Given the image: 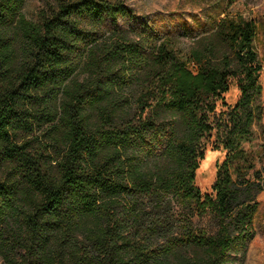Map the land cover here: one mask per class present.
Segmentation results:
<instances>
[{
  "label": "trees",
  "instance_id": "obj_1",
  "mask_svg": "<svg viewBox=\"0 0 264 264\" xmlns=\"http://www.w3.org/2000/svg\"><path fill=\"white\" fill-rule=\"evenodd\" d=\"M234 1L175 33L124 0H47L37 20L0 0V264H242L262 86ZM208 140L224 155L203 192Z\"/></svg>",
  "mask_w": 264,
  "mask_h": 264
},
{
  "label": "rangeland",
  "instance_id": "obj_2",
  "mask_svg": "<svg viewBox=\"0 0 264 264\" xmlns=\"http://www.w3.org/2000/svg\"><path fill=\"white\" fill-rule=\"evenodd\" d=\"M124 1L134 9L138 16L148 17L155 22V27L162 32L181 33V24L191 25L196 20L204 21L206 13L211 10L208 4L214 0ZM46 7L47 0H24L22 12L27 19L37 20L39 11ZM228 9L233 14L254 19L258 26L254 44L261 63L259 81L262 91L257 102L262 108V115L253 123L252 135L244 143V147L255 156L256 166L264 167V0H235ZM237 96V89L231 87L224 94V99L228 103H233ZM211 140L205 142L204 156L199 161L195 172V185L203 192L211 191V184L215 178L216 163L224 155V152L220 149L212 147ZM256 199L258 210L253 225L254 233L248 242L242 264H264V191L260 192Z\"/></svg>",
  "mask_w": 264,
  "mask_h": 264
}]
</instances>
